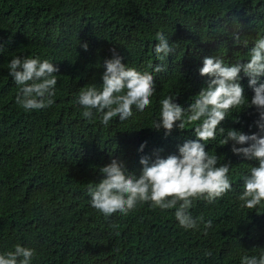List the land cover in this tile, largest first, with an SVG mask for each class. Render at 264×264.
Segmentation results:
<instances>
[{"label": "trees", "instance_id": "16d2710c", "mask_svg": "<svg viewBox=\"0 0 264 264\" xmlns=\"http://www.w3.org/2000/svg\"><path fill=\"white\" fill-rule=\"evenodd\" d=\"M158 32L175 49L164 62L155 54ZM232 32L247 39L246 48L234 46ZM258 38H264V0H0V254L19 244L35 250L32 264H241L244 255H258L264 202L248 209L239 199L243 178L258 163L233 154L231 141L221 143L229 129L259 134L254 108L232 109L218 126L225 132L217 130L205 146L230 166L232 184L214 203L195 201L190 209L194 218L213 222L206 235L203 224L186 230L174 209L150 203L105 216L87 191L113 159L139 177L141 157L178 155L179 145L195 140L199 122L167 136L152 129L160 101L176 96L187 109L211 79L200 75L203 59L247 62ZM113 49L128 67L154 75L156 94L144 112L133 106L127 120L104 125L95 110L91 120L84 118L75 101L85 86L101 87ZM15 56L48 59L59 69L51 107L17 105L19 88L8 68ZM161 63L167 70L155 73ZM240 76L251 103L249 79Z\"/></svg>", "mask_w": 264, "mask_h": 264}, {"label": "clouds", "instance_id": "9594fccd", "mask_svg": "<svg viewBox=\"0 0 264 264\" xmlns=\"http://www.w3.org/2000/svg\"><path fill=\"white\" fill-rule=\"evenodd\" d=\"M159 43L155 46L158 61L164 62L175 51L163 32L156 34ZM230 39L234 46L247 47V39L239 32H232ZM81 47L87 51V43ZM112 58L103 62L105 71L101 77L102 85L98 89L95 83L82 88L75 101L82 109L84 118L91 120L94 111L99 114L101 123L108 125L113 118L125 121L133 115V106L140 111L151 106V97L156 92L155 77L148 72H139L122 63L115 49ZM238 54V53H237ZM249 60L226 65L224 60L205 57L201 76H207V87L203 88L194 102L185 109L174 102L171 95L160 101L159 119L154 121L156 131L164 130L170 135L174 129L184 130L186 124L199 122L195 127V140H189L178 146V155L151 160L148 156L140 159L142 172L139 177L128 173L123 162L113 159L110 164L99 169L104 177L98 184L89 183L88 195L91 205L105 216L119 212L127 215L138 204L150 203L161 211L174 209L179 225L186 230L197 229L203 224L205 235L212 228L211 220L203 216L194 218L190 209L195 201H207L212 204L231 191L229 178L230 166L219 164L217 155H210L205 146L216 140L218 126L232 109L242 107L254 108L258 114L255 121L259 134H245L242 131L229 129L221 141L223 145L232 142L231 151L247 160H255L258 166H252L243 178V192L239 199L242 207L255 209L264 202V38H258L250 49ZM9 75L19 88L16 103L25 111L41 110L51 107L56 95L57 76L59 71L54 63L39 57L15 56L8 64ZM167 70L166 64H156L155 73ZM241 72L248 77L249 87L254 95L251 103L244 95L240 84ZM239 122V121H236ZM239 145L240 147H237ZM247 145V146H245ZM145 145L140 146L143 151ZM256 248H254L255 250ZM36 255L34 249L19 244L4 254H0V264H32ZM211 256L212 252L205 253ZM241 264H264V249L258 255H244Z\"/></svg>", "mask_w": 264, "mask_h": 264}]
</instances>
